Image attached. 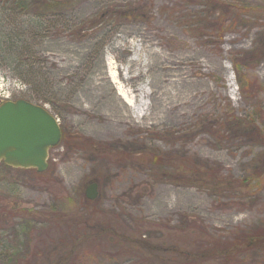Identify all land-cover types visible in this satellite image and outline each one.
<instances>
[{
	"label": "rangeland",
	"instance_id": "rangeland-1",
	"mask_svg": "<svg viewBox=\"0 0 264 264\" xmlns=\"http://www.w3.org/2000/svg\"><path fill=\"white\" fill-rule=\"evenodd\" d=\"M263 42L264 0H0V98L62 128L45 170L0 161V264H264Z\"/></svg>",
	"mask_w": 264,
	"mask_h": 264
},
{
	"label": "water",
	"instance_id": "water-1",
	"mask_svg": "<svg viewBox=\"0 0 264 264\" xmlns=\"http://www.w3.org/2000/svg\"><path fill=\"white\" fill-rule=\"evenodd\" d=\"M62 128L46 106L24 97L0 99V161L13 167L45 170L49 150L60 142ZM98 183L86 188L90 198L98 195Z\"/></svg>",
	"mask_w": 264,
	"mask_h": 264
},
{
	"label": "trees",
	"instance_id": "trees-1",
	"mask_svg": "<svg viewBox=\"0 0 264 264\" xmlns=\"http://www.w3.org/2000/svg\"><path fill=\"white\" fill-rule=\"evenodd\" d=\"M263 56H264V42L261 44V46H260V48L258 50L256 49V50H253V51H249V57H247L246 59L247 60H260ZM235 64L237 66V63H235ZM253 129L254 128L250 129L251 132H249L248 134L245 133L244 129H241L242 131H241L240 135L244 134L243 137H249V138H252L251 140L264 143V130H260V127H257V129H259L261 132H259L256 136H254L255 133H253L254 132ZM255 172H260L259 171V167H257L255 169ZM84 226H88L86 222H84ZM105 227H106V230H108L107 229L108 227L107 226H105ZM261 233H263V232L260 229L255 230L254 232H251V233L248 232V233H245L243 235L244 238H241L240 240H241V242L245 243L246 247H248V246L252 245V241H254V242H259L260 241ZM51 243H53V241H51ZM67 244H68V242H67L66 239L62 240L61 243H54L52 246H49L50 244H47L48 249L51 248V249H49L47 256H45L44 258H36V257H34L35 261L38 262V263H35V261L33 262V261L29 260L25 264H52V261H53L52 255H53V253H56L57 250L61 248V246H65ZM219 247H220V251H222L221 256H219V257H224L225 256V258H228L230 256V254H232L237 248V247H234L232 249L229 245H219ZM65 248H67V246H65ZM217 249H218L217 246L215 248H213V254H216ZM223 254H225V255H223ZM56 260L57 261L54 264H61V261H59V259H56Z\"/></svg>",
	"mask_w": 264,
	"mask_h": 264
},
{
	"label": "bare ground",
	"instance_id": "bare-ground-1",
	"mask_svg": "<svg viewBox=\"0 0 264 264\" xmlns=\"http://www.w3.org/2000/svg\"><path fill=\"white\" fill-rule=\"evenodd\" d=\"M172 61V60H171ZM168 62V60H167ZM169 63V62H168ZM127 78H130L129 76ZM188 88L185 89H180L179 85L175 83V81L172 82L171 87H167L166 89L163 90L161 93L163 96V104H182L186 101L191 100L192 98L196 97L198 94V90L196 88H189L190 86H187ZM142 93L147 92V90L144 87H139L138 88ZM121 96L123 97V101L127 103L131 108L125 109L124 112L129 114L131 112V115H133L136 119H139L140 117H144L146 114L151 115L148 111L146 112H139L135 107H134V99L129 97L127 92L125 90L119 91ZM123 115L125 116V114ZM122 113L116 114L117 119L122 118Z\"/></svg>",
	"mask_w": 264,
	"mask_h": 264
},
{
	"label": "built area",
	"instance_id": "built-area-1",
	"mask_svg": "<svg viewBox=\"0 0 264 264\" xmlns=\"http://www.w3.org/2000/svg\"><path fill=\"white\" fill-rule=\"evenodd\" d=\"M0 95H1V92H0ZM3 97H9V93L5 94V95H2Z\"/></svg>",
	"mask_w": 264,
	"mask_h": 264
}]
</instances>
